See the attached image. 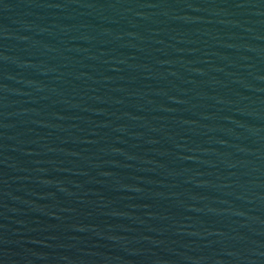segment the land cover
Returning <instances> with one entry per match:
<instances>
[{
    "label": "water",
    "instance_id": "obj_1",
    "mask_svg": "<svg viewBox=\"0 0 264 264\" xmlns=\"http://www.w3.org/2000/svg\"><path fill=\"white\" fill-rule=\"evenodd\" d=\"M0 264H264V0H0Z\"/></svg>",
    "mask_w": 264,
    "mask_h": 264
}]
</instances>
